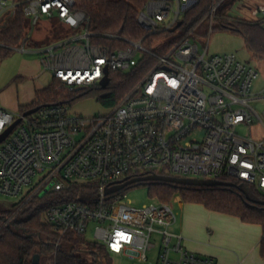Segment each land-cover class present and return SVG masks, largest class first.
I'll use <instances>...</instances> for the list:
<instances>
[{
    "label": "built area",
    "instance_id": "1",
    "mask_svg": "<svg viewBox=\"0 0 264 264\" xmlns=\"http://www.w3.org/2000/svg\"><path fill=\"white\" fill-rule=\"evenodd\" d=\"M223 1L214 0L192 28L181 32L176 26L199 0H148L138 14L139 25L147 35L172 30V36L151 43L121 38L120 45L110 47L92 42L96 34L89 17L74 9L75 0H26L23 12L33 25L41 17H58L67 27L83 28L37 51L44 70L69 90L101 86L107 71L109 78L111 72L143 74L110 111L94 116L71 113L66 103L28 116L0 107V135L21 118L0 143V194L26 197V203L45 190L91 186L95 195L86 202L71 199L45 210L46 224L60 237L86 236L92 223L94 236L87 240L104 244L114 256L148 260V252L158 247L156 264H216L184 247L182 236L172 230L178 213L171 203L155 199L135 207L123 202L122 191L133 184L108 190L165 175L227 176L264 191V139L236 132L239 125L252 127L258 120L264 125L250 105L261 98L252 91L259 72L236 53L209 54L196 41L197 28L218 13ZM19 5L0 0V30L9 26ZM260 12L264 5L253 14ZM29 40L28 33L21 45L0 42V47L26 52ZM49 264H57L56 258Z\"/></svg>",
    "mask_w": 264,
    "mask_h": 264
},
{
    "label": "trees",
    "instance_id": "2",
    "mask_svg": "<svg viewBox=\"0 0 264 264\" xmlns=\"http://www.w3.org/2000/svg\"><path fill=\"white\" fill-rule=\"evenodd\" d=\"M148 0H75L74 9L84 12L90 20V30L96 34L93 43L114 47L122 39L144 40L151 43L163 37H171L170 30L164 35H147L138 23V14ZM214 0H199L197 5L185 13L181 20V32L192 28L209 10ZM20 5L15 18L8 27L0 30V42L10 47H17L27 37L26 16L23 12L25 1ZM215 28L228 29L243 36L248 49L257 57L264 58V20L237 21L221 15ZM12 50L0 48V62L8 58ZM143 73L111 72L107 88L94 86L78 88L71 93L57 89L64 86L57 79L37 91V99L21 112L30 108L44 107L50 104H71L95 90L99 99L106 106H115L140 80ZM103 94H106L104 96ZM63 98V99H62ZM228 184L187 185L152 181L150 193L159 201L169 203L173 191H181L185 203H200L206 208L221 213L237 216L245 222L258 223L264 229V191L255 184L233 177L223 176L218 179ZM137 186L133 184L130 187ZM122 190L124 193L130 188ZM95 195V189L82 185L64 191H49L35 195L15 215L5 227L3 223L10 219L26 200L22 198L11 206L0 203V264H33L35 254H52L57 264H113L111 254L104 244L87 240L85 235L68 233L61 236L49 225L42 222V214L49 207L67 200L84 201ZM2 227V228H1ZM60 241L59 245L57 242ZM84 247L89 257L79 253ZM264 256V237L261 242Z\"/></svg>",
    "mask_w": 264,
    "mask_h": 264
},
{
    "label": "rangeland",
    "instance_id": "3",
    "mask_svg": "<svg viewBox=\"0 0 264 264\" xmlns=\"http://www.w3.org/2000/svg\"><path fill=\"white\" fill-rule=\"evenodd\" d=\"M261 5H264V0H224L219 6L218 13L214 17L204 20L197 28L196 35L198 37L196 41L201 50L208 47L209 54L236 53L240 59L259 72L258 78L253 83L252 91L254 94H259L261 98L252 100L250 105L261 116L264 122V58L255 56L248 49L242 35L228 29H214L221 15L237 21L264 20V14L262 12L258 15L253 14V11ZM26 26L30 34V40L26 43L27 51L12 50L10 56L0 62V107L13 113H20L24 106L30 105L37 99L38 90L43 89L54 81L53 74L50 71H45L42 67L40 61L41 55L37 52L38 48L50 44L60 39V37L64 38L83 32L82 27L73 29L65 26L58 17H52L50 19L41 17L36 25H33L31 17H26ZM212 27L213 30L211 32ZM57 89L65 93L72 92L67 87L61 85H58ZM69 106L71 113L83 116H94L100 113H106L113 107L103 104L95 90L72 102ZM236 132L244 137L251 136L256 140L264 139V125L259 120L252 127L239 125L236 128ZM38 179L39 175L35 178V181H38ZM125 194L126 197L123 202L135 207H142L145 204L159 200L156 196H153V193H150L149 185L130 187ZM19 199L0 194V203L6 206H11L18 202ZM185 202V196L181 191H173L169 197V203L173 205L178 216L182 213V205ZM17 210L10 218H13L19 213L20 210ZM9 221H5L2 227H5ZM42 222L46 224L44 213L42 214ZM94 228L95 225L91 223L85 237L92 238L94 236ZM158 239V234L154 233L152 240L157 242ZM83 250L84 247L82 246L79 253L85 257H89ZM157 251L158 247L149 251L147 254L148 260H144L142 257L130 258L128 255H111V257L113 264H156ZM53 259L54 255L44 254L41 258V264H49V261Z\"/></svg>",
    "mask_w": 264,
    "mask_h": 264
},
{
    "label": "crops",
    "instance_id": "4",
    "mask_svg": "<svg viewBox=\"0 0 264 264\" xmlns=\"http://www.w3.org/2000/svg\"><path fill=\"white\" fill-rule=\"evenodd\" d=\"M182 209L172 230L187 250L212 257L216 264H264L262 225L200 203H184Z\"/></svg>",
    "mask_w": 264,
    "mask_h": 264
},
{
    "label": "water",
    "instance_id": "5",
    "mask_svg": "<svg viewBox=\"0 0 264 264\" xmlns=\"http://www.w3.org/2000/svg\"><path fill=\"white\" fill-rule=\"evenodd\" d=\"M181 25V22L178 23V25L176 26L179 27ZM175 28V29H176ZM110 82V78L108 76V71H107V75L101 80V87L103 89L107 88L108 84ZM104 96H106V94H103ZM40 109V107H34V108H30L27 111H25L23 113L24 116H28L31 115L35 112H37ZM21 121V118H19L8 130H6L3 134L0 135V143L2 141H4L6 139V137L11 133V131L13 130V128ZM160 181V182H167V183H173V184H187V185H202V184H206V185H210V184H228L227 182H222L219 180H215V179H193V178H179V177H173V176H165V175H152L149 176L148 178H136V179H132L126 183L114 186L112 188H110L108 190V192H115L118 191L122 188H124L126 185L129 184H145V181ZM47 190L43 191L41 193V195H43L44 193H46ZM27 203V202H26ZM26 203H24L23 205H21L17 211H19ZM40 262V254H35L33 257V264H39Z\"/></svg>",
    "mask_w": 264,
    "mask_h": 264
}]
</instances>
